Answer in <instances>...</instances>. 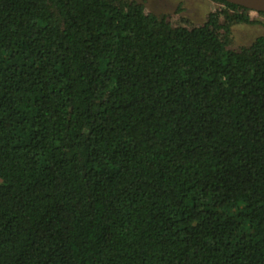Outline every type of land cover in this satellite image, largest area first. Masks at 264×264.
Returning a JSON list of instances; mask_svg holds the SVG:
<instances>
[{
    "label": "trees",
    "instance_id": "1",
    "mask_svg": "<svg viewBox=\"0 0 264 264\" xmlns=\"http://www.w3.org/2000/svg\"><path fill=\"white\" fill-rule=\"evenodd\" d=\"M213 1L0 0V264H264V36Z\"/></svg>",
    "mask_w": 264,
    "mask_h": 264
},
{
    "label": "rangeland",
    "instance_id": "2",
    "mask_svg": "<svg viewBox=\"0 0 264 264\" xmlns=\"http://www.w3.org/2000/svg\"><path fill=\"white\" fill-rule=\"evenodd\" d=\"M147 11L157 16H168L173 25L193 26L202 24L210 12L218 8L213 0H138ZM250 16L259 23L239 25L232 28L231 48L251 44L255 38L264 36V17L251 12Z\"/></svg>",
    "mask_w": 264,
    "mask_h": 264
},
{
    "label": "water",
    "instance_id": "3",
    "mask_svg": "<svg viewBox=\"0 0 264 264\" xmlns=\"http://www.w3.org/2000/svg\"><path fill=\"white\" fill-rule=\"evenodd\" d=\"M225 2L243 7L251 12H264V0H223Z\"/></svg>",
    "mask_w": 264,
    "mask_h": 264
}]
</instances>
